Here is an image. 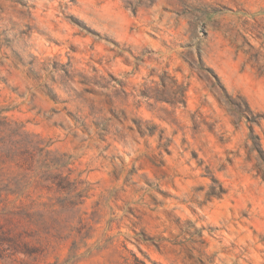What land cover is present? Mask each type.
<instances>
[{
    "label": "rangeland",
    "instance_id": "374dc122",
    "mask_svg": "<svg viewBox=\"0 0 264 264\" xmlns=\"http://www.w3.org/2000/svg\"><path fill=\"white\" fill-rule=\"evenodd\" d=\"M0 115L83 189L0 264H264V0H0Z\"/></svg>",
    "mask_w": 264,
    "mask_h": 264
},
{
    "label": "trees",
    "instance_id": "16d2710c",
    "mask_svg": "<svg viewBox=\"0 0 264 264\" xmlns=\"http://www.w3.org/2000/svg\"><path fill=\"white\" fill-rule=\"evenodd\" d=\"M66 163L40 136L0 115V252L29 253L42 244L46 223L38 205L67 210L82 202L76 201L83 195L81 182L70 178L69 169L65 172ZM47 193L53 196L38 203ZM35 235L31 243L27 238Z\"/></svg>",
    "mask_w": 264,
    "mask_h": 264
}]
</instances>
